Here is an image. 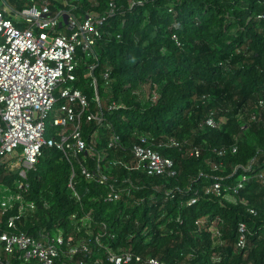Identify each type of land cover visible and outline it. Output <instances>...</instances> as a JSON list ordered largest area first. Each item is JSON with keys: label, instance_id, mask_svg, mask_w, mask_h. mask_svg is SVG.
I'll list each match as a JSON object with an SVG mask.
<instances>
[{"label": "trees", "instance_id": "16d2710c", "mask_svg": "<svg viewBox=\"0 0 264 264\" xmlns=\"http://www.w3.org/2000/svg\"><path fill=\"white\" fill-rule=\"evenodd\" d=\"M130 2L52 1L54 10L81 19L88 13L106 17L114 8L101 27L95 60L104 123L84 119L91 152L68 159L44 147L26 178L0 161V187L35 204L23 214L20 203L0 214V233L8 230L10 216L19 215L16 232L61 234L54 264H116L111 253H130L124 264H264V0ZM78 59L74 86L95 113L99 104L88 71L94 59L81 50ZM114 101L124 108L110 109ZM210 116L216 127L206 123ZM114 134L121 146L109 148ZM140 144L172 159L174 173L129 169ZM193 148L199 157L190 155ZM81 165L109 182L87 178ZM74 170L75 190L69 185ZM110 185L120 190L116 201L106 200ZM242 234L246 244L240 247ZM74 248L79 250L72 253ZM0 264L39 263L3 253Z\"/></svg>", "mask_w": 264, "mask_h": 264}, {"label": "built area", "instance_id": "2783aa9c", "mask_svg": "<svg viewBox=\"0 0 264 264\" xmlns=\"http://www.w3.org/2000/svg\"><path fill=\"white\" fill-rule=\"evenodd\" d=\"M26 1L0 0V161L23 178H26L28 170L36 167L44 147L60 150L68 159L91 152L92 147L84 139L82 127L85 118L98 124L104 123L95 60L98 59L97 44L104 39L101 27L114 11L112 8L106 17L88 13L81 19L64 9L54 10L51 4L54 0H42L41 4L29 0L31 5ZM130 3L133 5L135 2L131 0ZM79 50L87 58L94 59L88 71L94 88L92 99L99 104V110L95 113L91 110L88 96L74 86L78 79ZM104 79L106 84L111 82L109 70L105 71ZM109 107L120 109L124 105L114 101ZM206 123L217 126L212 116ZM48 128L51 129L49 137ZM146 142L147 139L143 138L142 143ZM171 145H176L175 141ZM119 146L121 138L114 134L108 147ZM17 151L21 152V157L17 163H13V154ZM132 155L131 161L126 164L131 170L145 168L149 175L174 173V161L152 147L135 145ZM190 155L199 157L200 149L193 148ZM118 163L124 162L119 160ZM80 170L87 178L97 179L100 184L109 182L107 175L97 176L85 165H81ZM75 176L74 170L69 184L74 190ZM261 179L264 182V172ZM18 188H24V182L19 181ZM214 190L220 193L219 183L214 185ZM74 195L78 196V193ZM119 197L118 187L110 185L106 200L116 201ZM192 202L195 203L196 199ZM16 203H20L19 214L25 212L26 206L35 209L32 202L25 205L20 192L2 185L1 216L12 210ZM18 216H10L8 230L0 233V260L3 253H19L25 261L54 264L62 253V235L42 233L36 237L26 232H16ZM240 230L244 232V223ZM245 244L246 236L242 234L238 245L243 247ZM81 249L87 251L88 247L83 244ZM78 250L74 248L71 251L76 253ZM110 259L116 264H124L132 260V255L111 253ZM150 262L164 264L157 260Z\"/></svg>", "mask_w": 264, "mask_h": 264}, {"label": "rangeland", "instance_id": "374dc122", "mask_svg": "<svg viewBox=\"0 0 264 264\" xmlns=\"http://www.w3.org/2000/svg\"><path fill=\"white\" fill-rule=\"evenodd\" d=\"M149 92H150V89L147 87V88H145L144 90H143V95H144V97H148L149 96ZM21 157V152L20 151H17V152H15L14 154H13V158H12V161H13V163H17V161H18V159ZM226 199L227 200H230V201H235V198L232 196V195H230V194H227L226 195Z\"/></svg>", "mask_w": 264, "mask_h": 264}]
</instances>
